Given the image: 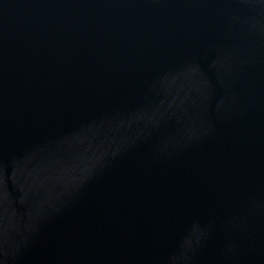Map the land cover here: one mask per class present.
Wrapping results in <instances>:
<instances>
[{
	"label": "water",
	"instance_id": "obj_1",
	"mask_svg": "<svg viewBox=\"0 0 264 264\" xmlns=\"http://www.w3.org/2000/svg\"><path fill=\"white\" fill-rule=\"evenodd\" d=\"M0 264H264V0H0Z\"/></svg>",
	"mask_w": 264,
	"mask_h": 264
}]
</instances>
